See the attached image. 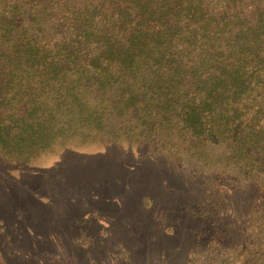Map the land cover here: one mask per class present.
Wrapping results in <instances>:
<instances>
[{
    "label": "trees",
    "instance_id": "1",
    "mask_svg": "<svg viewBox=\"0 0 264 264\" xmlns=\"http://www.w3.org/2000/svg\"><path fill=\"white\" fill-rule=\"evenodd\" d=\"M99 144L244 183L205 264H264V0H0V156Z\"/></svg>",
    "mask_w": 264,
    "mask_h": 264
},
{
    "label": "rangeland",
    "instance_id": "2",
    "mask_svg": "<svg viewBox=\"0 0 264 264\" xmlns=\"http://www.w3.org/2000/svg\"><path fill=\"white\" fill-rule=\"evenodd\" d=\"M236 188L247 190L136 145L0 156V264H205L213 227L245 209Z\"/></svg>",
    "mask_w": 264,
    "mask_h": 264
}]
</instances>
